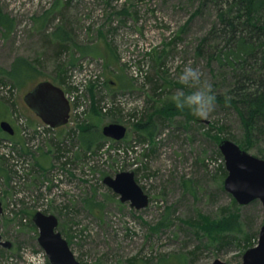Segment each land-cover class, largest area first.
<instances>
[{
    "label": "rangeland",
    "instance_id": "374dc122",
    "mask_svg": "<svg viewBox=\"0 0 264 264\" xmlns=\"http://www.w3.org/2000/svg\"><path fill=\"white\" fill-rule=\"evenodd\" d=\"M196 8L189 0H0L4 17H0V73L8 71L17 57L32 68V77L21 87L0 74V82L15 87V114L0 98V123L8 122L14 129L10 141L19 153L33 159L31 173H35L27 185L28 196L34 195L32 205L10 208L7 197L12 190H6L4 200L0 198V236L12 244L9 250L0 248V264H26L27 252L43 251L32 222L39 211L57 218V230L81 264H212L215 260L240 264L244 252L257 244L264 223L261 202L239 205L224 189L227 171L218 145L223 139L241 145L235 113L216 104L207 118L190 111L188 118L179 114L164 118L158 112L178 89L190 91L178 81L189 63L200 70L214 95H225L232 86L229 70L196 54L200 39L216 24L211 9L197 16ZM62 46L65 52L60 51ZM82 57L104 60L108 95H119L124 106L118 115L90 105L92 129L102 134L104 126L119 123L127 129L120 144L148 145L143 156L134 155L140 165L135 178L149 197L144 209L120 202L119 195L103 183L104 177L114 176L115 159L102 163L94 155L87 175L64 173L55 183L50 179L52 153L31 152L21 145L14 115L31 124L39 121L24 103V95L42 81L64 90L66 65ZM156 87L162 91L159 98L152 94ZM133 109L155 112V127L150 126L149 133L137 130L132 116L123 114ZM1 132L0 137H8ZM64 132L60 129L57 137ZM100 142L106 140L92 150ZM85 163L74 164L81 168ZM0 173L8 182L2 163ZM230 223L232 227L225 229Z\"/></svg>",
    "mask_w": 264,
    "mask_h": 264
},
{
    "label": "trees",
    "instance_id": "16d2710c",
    "mask_svg": "<svg viewBox=\"0 0 264 264\" xmlns=\"http://www.w3.org/2000/svg\"><path fill=\"white\" fill-rule=\"evenodd\" d=\"M189 1L197 4L195 15H203L206 10L211 9L216 18V24L200 39L198 47H196V54L205 58L208 63L215 62L218 66L229 70L232 76L233 82L230 90L225 95H215V104L221 108L232 110L237 116L243 137L240 147L245 151L252 150L257 157L264 160V0ZM71 2L72 0H68V3ZM0 17H3L1 10ZM57 36H60V34ZM65 49V46L60 47V51L63 50L65 52ZM102 61L103 71L105 72V63L103 59ZM78 63L79 60L77 63L74 61L66 65L65 85H67L69 69L77 66ZM31 71L32 68L27 60L17 57L10 69L5 72L1 71L0 74L21 87L32 77ZM111 82L113 83V81ZM105 87L108 89L107 79L105 80ZM68 89L70 90V88ZM13 90H15V87L12 85L0 82V98L9 102L12 106L11 113L15 114V104L12 99L14 96ZM152 94L159 98L162 91L156 87L152 89ZM108 96L109 98H106L104 93L95 89L93 85L85 87L84 92L80 96V105L87 107L86 120L83 121L77 130L67 134L63 140L54 142L47 138L46 141L48 142H43L45 148L43 150L47 153H52L53 161L60 163L59 165L63 170L61 174L65 173L70 175V177L75 176V173L80 169L75 167L74 163L76 161L87 162L85 166L90 167L92 165L90 157L97 156L99 150L103 147V142H100L95 146L96 149L92 150L93 145L97 144V142L107 139L101 133L92 129L93 125H91V122L89 123V107L96 104L101 113L103 112L102 109L106 108L107 113L114 112L119 115V112L121 113L120 110L124 107L119 101L120 98ZM116 108L118 112L115 111ZM158 112L164 118L176 114L189 117V111L187 109H177L173 101L168 102ZM154 113H151L150 110L146 111L143 109L140 111L133 109L123 114L132 116L131 121L135 122L134 126L137 130L149 133L151 130L150 126L155 127L153 123ZM17 116L21 115L18 114ZM25 119L26 121L28 120L27 118ZM14 122H16V118H14ZM28 122L31 124L29 120ZM2 134L7 136L4 133ZM0 139L12 140L13 136L8 135L7 138L0 137ZM145 144L144 142L141 143L140 146L143 150L137 149L134 155L138 153L143 156L147 149ZM16 149L18 151L19 148ZM17 151L13 153L14 156L4 155L10 151H2L0 153V163H2L5 171L9 174V180L6 182L5 176L0 173V195H2V198L7 194L6 190H15L19 186L22 187L24 192L28 193L27 185L35 177V173H31L33 170V159L26 157L28 158L26 160ZM125 154L127 153L120 147L119 162L126 163ZM131 159L138 164L134 156ZM138 168L140 169L139 164ZM144 168L141 167L142 172ZM139 169L136 170L137 173ZM61 177L62 175L51 176L50 179L54 181ZM231 227L232 223H230V226L226 224L225 229Z\"/></svg>",
    "mask_w": 264,
    "mask_h": 264
},
{
    "label": "water",
    "instance_id": "95a60500",
    "mask_svg": "<svg viewBox=\"0 0 264 264\" xmlns=\"http://www.w3.org/2000/svg\"><path fill=\"white\" fill-rule=\"evenodd\" d=\"M26 106L45 125L57 129L67 125L70 118V106L64 91L49 81L34 85L23 97ZM1 130L9 136L14 129L8 122L0 123ZM127 129L119 123H111L102 128V135L107 139L121 141ZM223 157L227 176L224 189L239 205H247L259 200L264 208V160L243 150L236 143L223 139L218 145ZM103 183L119 195L122 203H130L136 210L148 206L149 197L137 184L134 173L123 171L115 176H106ZM3 214L0 202V217ZM38 229V244L45 252L50 264H81L79 263L67 241L57 230L58 220L54 215L36 212L32 217ZM12 244L0 236V248L11 249ZM212 264H228L215 260ZM240 264H264V223L258 234L257 244L247 249Z\"/></svg>",
    "mask_w": 264,
    "mask_h": 264
},
{
    "label": "built area",
    "instance_id": "2783aa9c",
    "mask_svg": "<svg viewBox=\"0 0 264 264\" xmlns=\"http://www.w3.org/2000/svg\"><path fill=\"white\" fill-rule=\"evenodd\" d=\"M66 84L67 91L65 95L70 105V122L67 130H65L66 132H64V134L60 138L57 137L56 130L51 129L44 124L38 123L36 125L30 126L23 116H17L18 114L14 115V118H16V125L19 129L20 137L22 138V146L25 149H28L31 152L43 150L45 149L43 146V142L47 143V138L51 139L54 142L63 140V138L67 136V134L77 130V128L81 126L83 121L86 120L85 115L87 111V107H85L84 105H80V96L84 92L85 87L93 85L95 89L103 92L106 98H109L107 89L105 87L103 62L99 58L84 57L79 59L78 65L73 66L69 69ZM68 88H70V90ZM14 91L15 90L12 91L13 95ZM115 98H119V95L115 96ZM109 102L112 103L111 101ZM102 111L103 113H107L106 108H103ZM139 143L133 141L129 146H126L123 144L119 145V143L106 142L99 150L97 157L101 160L102 163H107L112 159H116V171H119V169L124 167H128L129 169L136 171L137 169H139L138 164L134 163L131 157L134 156V153L137 149L143 150L141 149V144ZM147 146L148 145L146 143L145 147L148 148ZM120 147L123 148L127 154L124 155L126 163L121 161L119 166ZM2 151H10L4 155L14 156L13 153H15L17 149L14 143L6 140H0V153H2ZM22 156H24L26 160H28V158L26 157H29V159L31 158L29 155ZM55 162L56 161H53L54 170L52 176L62 175L61 173L63 172V170L59 165L60 163L58 164V162ZM88 173L89 170L85 166L80 168L75 173V175L76 177H84ZM54 182L58 183L57 180H54ZM12 191V195L10 197H7V202L10 203V208H12L13 210L20 209L23 205H32L34 203V195L29 197L28 193H26V191L24 192L22 187L19 186V188ZM0 197H2V195H0ZM23 220L25 221V219ZM45 258V253L43 251L39 253L27 252L25 254L26 264H47Z\"/></svg>",
    "mask_w": 264,
    "mask_h": 264
},
{
    "label": "clouds",
    "instance_id": "9594fccd",
    "mask_svg": "<svg viewBox=\"0 0 264 264\" xmlns=\"http://www.w3.org/2000/svg\"><path fill=\"white\" fill-rule=\"evenodd\" d=\"M178 81L190 91L185 92L183 89H178L175 92L171 99L176 108L187 109L196 117L207 118L214 110L216 97L211 85L202 79L200 70L189 63L179 74Z\"/></svg>",
    "mask_w": 264,
    "mask_h": 264
}]
</instances>
